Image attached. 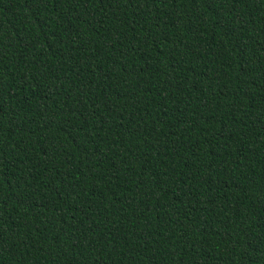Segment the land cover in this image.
Here are the masks:
<instances>
[{
  "label": "trees",
  "instance_id": "16d2710c",
  "mask_svg": "<svg viewBox=\"0 0 264 264\" xmlns=\"http://www.w3.org/2000/svg\"><path fill=\"white\" fill-rule=\"evenodd\" d=\"M0 264H264V0H0Z\"/></svg>",
  "mask_w": 264,
  "mask_h": 264
}]
</instances>
